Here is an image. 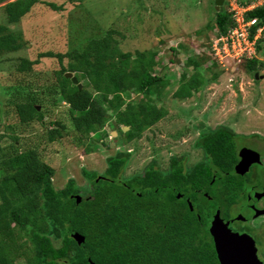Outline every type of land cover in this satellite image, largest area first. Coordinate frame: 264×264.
<instances>
[{"label":"trees","instance_id":"obj_1","mask_svg":"<svg viewBox=\"0 0 264 264\" xmlns=\"http://www.w3.org/2000/svg\"><path fill=\"white\" fill-rule=\"evenodd\" d=\"M43 3L42 0H10L3 6L6 25L0 26V63L10 61L5 57L7 54L26 46L23 34L9 31L8 25L18 24L34 6ZM216 15L215 26L209 25L207 29L216 31V36L226 35L234 25L232 14L221 10ZM246 17L258 19L257 26L263 27L264 5L248 12ZM115 34L119 33L110 30L105 36L90 37L80 50L73 49L66 54L39 55L58 60L61 70L56 72L57 94L69 105L77 145L86 146L89 153L94 142L86 144V140L101 132L110 118L114 119L115 131L124 133V143H128L142 137L167 113L165 108L158 107V99L171 84V78L154 74L163 64L158 52H137L134 58L132 53L120 50ZM263 43L264 33L257 46L259 59L245 63L253 75L264 67V61L260 60L264 57ZM65 58L70 59L67 65ZM205 58L204 54L187 59L186 68H192L195 74L190 77L183 74L175 98L189 99L203 89L206 80L200 69ZM18 61L19 73L30 72L39 64V60L26 58ZM66 73H75L78 79L86 81L82 91L73 86ZM134 94L141 96L136 104L127 99ZM18 97L23 98L15 104L20 124L44 120V112L38 110L37 96L30 93L24 97L19 93ZM54 125L48 132L49 143L61 139L66 130L61 122L56 121ZM124 127L129 130L124 132ZM235 137L226 127L203 132L197 147L206 154L212 170H197L192 176L183 174L181 169L176 171L180 166L174 158V171L168 175L161 174L153 163L144 174L125 180L123 175L130 155L118 151L107 159V169L102 175L82 169L84 179L90 183L85 196L75 179L57 189L53 182L56 170L42 161L37 149L20 153L16 141L7 150L0 145V264H19L20 260L24 264H162L161 253L165 252L164 264H173L166 258L168 247L173 246L168 243L182 235H173L178 230L172 225L177 223L172 217L182 215L184 209L191 214L185 201L184 209L178 205L180 198L176 192H186L185 198L189 197L197 188L191 186L205 178L210 180L213 169L228 172V177L220 178L215 184H235L237 176L232 172L236 163ZM99 176L102 178L98 179ZM235 191L229 189L228 193L232 197ZM77 197L81 198L80 202ZM162 224H169L164 234ZM73 233L82 235L84 242L78 244L72 238ZM190 235L188 232L186 236Z\"/></svg>","mask_w":264,"mask_h":264},{"label":"rangeland","instance_id":"obj_2","mask_svg":"<svg viewBox=\"0 0 264 264\" xmlns=\"http://www.w3.org/2000/svg\"><path fill=\"white\" fill-rule=\"evenodd\" d=\"M9 1L0 0V26L6 25L2 8ZM42 1L18 24L8 25L9 31L23 34L26 46L7 54L5 57L10 61L0 63V145L7 150L16 141L20 153L37 149L42 161L56 170L53 182L57 189L75 179L86 195L90 183L84 179L82 169L102 175L107 169V159L118 151L130 155L123 175L127 180L143 174L153 163L161 170L168 169L170 158L183 153L189 156L190 163H195L204 155L202 150L193 149L199 134L217 127L233 131L240 143H248L250 147H255L260 139L248 136L264 137V67L259 68L256 79V74L247 71L244 59L235 62L231 56L223 55L219 61V57L210 53L216 31L207 29L209 25L215 26L217 12L230 14L241 2L252 4L257 0H223L219 9L216 0ZM110 30L119 33L113 37L120 50L132 53L134 58L137 52H158L163 64L153 72L171 78V84L158 99V107L165 108L167 113L142 137L128 143H124V133L115 131L114 119L110 118L101 132L86 140V144L94 142L89 153L86 146L77 145L69 105L57 94L56 72L61 70L58 60L39 55L80 50L88 38L105 36ZM204 54L207 59L201 63L200 72L206 85L189 99L175 98L183 74L188 77L195 74L192 68H186L187 59ZM20 58L39 60V64L30 72L19 73ZM260 60L264 61V57ZM69 61L65 58L64 64ZM72 74L78 79L77 74ZM78 82L83 90L86 81L79 78ZM88 90L92 91L90 87ZM18 92L24 97L30 93L38 97L39 111L45 114L43 121L19 123L15 104L23 98L18 97ZM140 98L134 94L127 99L136 104ZM56 121L66 126V130L61 139L49 143L48 132L56 127ZM211 195L215 198V194Z\"/></svg>","mask_w":264,"mask_h":264},{"label":"flooded vegetation","instance_id":"obj_3","mask_svg":"<svg viewBox=\"0 0 264 264\" xmlns=\"http://www.w3.org/2000/svg\"><path fill=\"white\" fill-rule=\"evenodd\" d=\"M234 134L236 135L234 138L236 163L232 167V172L237 176L236 183L215 184L220 178L228 177V172L220 173L218 169H213L210 180L205 178L204 181H197L196 185L191 186L192 188L197 186V188L191 191L192 195L189 197L185 198L186 192H176L180 198L178 205L180 203L182 206L185 201L191 214L185 213L182 206L183 214L176 218L172 217L177 220V223L174 222L172 225H176L178 230L173 232V235L182 236L168 243L173 245L167 249L169 255L166 258L173 261L170 263L264 264V142H261L264 137L248 136L247 138L260 139L255 142V147H250L248 143H240L237 134ZM202 135L203 133L199 134L193 149L202 150L197 147ZM243 138L246 137L243 136ZM243 149L255 153L252 154L253 158L260 162L251 164L249 170L241 175L236 172V167L242 159L245 163L252 159L248 153L240 157ZM174 158L180 166L176 171L181 169L182 173L188 176H192L197 170H212V165L205 153L193 164L190 163L189 156L183 153L170 158L168 169H160L161 174L168 175L174 171ZM229 189L236 190L232 197L228 193ZM211 194H215V198ZM168 225H163V234ZM215 228L218 229V233L214 230ZM180 230L182 232H179ZM188 232L191 235L187 237ZM219 250L224 253L222 259L219 257ZM165 254L166 252L161 253L162 264L165 263ZM222 260L225 263H222Z\"/></svg>","mask_w":264,"mask_h":264},{"label":"built area","instance_id":"obj_4","mask_svg":"<svg viewBox=\"0 0 264 264\" xmlns=\"http://www.w3.org/2000/svg\"><path fill=\"white\" fill-rule=\"evenodd\" d=\"M264 2L261 0L256 4L242 5L238 4L233 7L232 20L234 22L226 35L215 36L216 38L211 44V55L219 57V61L223 55L231 56L235 62L259 59L257 54V46L264 33L263 27H256L259 23L258 19L247 18V13L255 8L262 6ZM256 29L255 33L253 30ZM227 56V57H228Z\"/></svg>","mask_w":264,"mask_h":264},{"label":"water","instance_id":"obj_5","mask_svg":"<svg viewBox=\"0 0 264 264\" xmlns=\"http://www.w3.org/2000/svg\"><path fill=\"white\" fill-rule=\"evenodd\" d=\"M223 3V0H216V8L219 9V5ZM65 77L67 79H70L72 81V84L73 86H77L79 91H82V85L78 82V79L72 74V73H66L65 74ZM256 79L259 78V75L256 74ZM38 110H39V107H38ZM124 132H127L129 130L128 127H124L123 128ZM244 153H248L252 156V159L251 160H248L246 163L243 161L240 162V164L236 167V172L238 174H245L248 170H249V167L251 164L253 163H259L260 160H257V159H254L253 158V155L252 154H255V153H252L250 150H247V149H243L241 150V153H240V157L242 158L243 157V154ZM100 179V178H99ZM78 199V202H80L81 198L80 197H77ZM216 231V233H218V229H214ZM213 230V232L215 233V231ZM221 235V234H220ZM72 238L78 243V244H81L82 242H84V237L78 233H73L72 234ZM223 248V247H222ZM221 248V249H222ZM224 253L222 252V250H219V257L222 259ZM222 263H225L223 260H222Z\"/></svg>","mask_w":264,"mask_h":264},{"label":"clouds","instance_id":"obj_6","mask_svg":"<svg viewBox=\"0 0 264 264\" xmlns=\"http://www.w3.org/2000/svg\"><path fill=\"white\" fill-rule=\"evenodd\" d=\"M259 1H260V0H257V1H255V2H253L252 5H253V4H256V3L259 2ZM241 4H244V3H241ZM245 5H251V4H246V3H245ZM245 5H244V6H245ZM263 5H264V4H263ZM263 5H262V6H263ZM262 6H259V7H257V8H260V7H262ZM257 8H255V9H257ZM251 11H252V10H251ZM247 14H248V13H247ZM258 21H259V20H258ZM258 24H259V23H258ZM256 27H258V26H256ZM258 56H259V55H258Z\"/></svg>","mask_w":264,"mask_h":264},{"label":"crops","instance_id":"obj_7","mask_svg":"<svg viewBox=\"0 0 264 264\" xmlns=\"http://www.w3.org/2000/svg\"><path fill=\"white\" fill-rule=\"evenodd\" d=\"M245 3V2H244ZM258 54V53H257Z\"/></svg>","mask_w":264,"mask_h":264}]
</instances>
